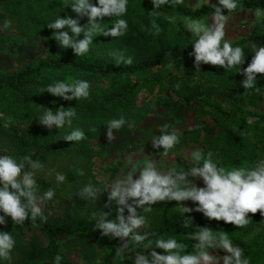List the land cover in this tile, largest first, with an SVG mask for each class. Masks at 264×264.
Listing matches in <instances>:
<instances>
[{
	"label": "rangeland",
	"instance_id": "rangeland-1",
	"mask_svg": "<svg viewBox=\"0 0 264 264\" xmlns=\"http://www.w3.org/2000/svg\"><path fill=\"white\" fill-rule=\"evenodd\" d=\"M0 1V74L18 70L24 63H36L56 52V49L51 48L55 30L48 28L41 31L36 29L30 21L41 20L49 25L55 22L60 10H72L68 7L72 0H42L32 5H28L25 0H18L21 2L20 6L17 5L18 7L15 6L17 0ZM91 1L98 6V0ZM240 1L236 0L238 5ZM215 6H219V0H184L183 4H177L174 7L164 5L156 10L155 14H151L152 11H155L151 0H128L127 13L119 18L126 21L129 19L133 26L136 25L137 30L132 31L136 37L137 45H134L136 50L149 48V46H145L149 34L141 24L153 21L157 23H155V27L153 23L150 24V27L158 31V35L161 36L164 43L172 45L180 41L194 49V42L197 38L185 27L187 18L190 17L185 16L182 10L196 12L204 7L214 10ZM224 15L228 16L225 39L232 45L250 37L257 25L264 27V17L256 21L252 11L239 10ZM211 16L212 14H208L198 19L212 23ZM170 17L173 18L171 21ZM115 19V17H105L102 22H98H101L102 27L107 30L113 27ZM5 21L10 22V27L7 29L3 27ZM47 32L50 33L46 34ZM51 34H53L52 38H50ZM104 37L106 36L99 34L97 39L100 41ZM108 38L115 39L110 36ZM243 49L245 63L238 66L241 71H237L235 68L226 71L222 67L202 64L200 71L197 72L194 63L181 64L180 68L173 67L165 71H170V75H172L169 82L175 93L165 92L163 98L173 95L181 98L201 99L203 104L197 106V109L202 108L203 113L206 109L207 112L212 113L215 120L206 119L201 112L192 111L182 102L170 99L167 100V105L160 102V106L156 107L155 112L148 113L135 124H130L126 130H114L115 139L110 143L107 139V129L103 131L96 129L95 132H91L90 129L95 127L91 125L90 128H87L89 121H83L80 126L66 124L60 128L56 132L55 142L64 151V155L58 154L43 162L35 156H30L33 161H39L43 165V168L35 173L39 197H42L45 191L51 188L55 193L52 200L45 201L41 206L54 215H60L69 210L78 221H95L93 213H98L96 206L86 202L88 199L83 200L79 196L85 186L91 184L99 190L97 194L103 193L108 196L107 191L113 183L124 178L133 168L138 170L146 161H154L157 169L162 173H166L172 168L177 171L192 165L191 154L196 150L201 151L205 159L211 153L212 160L224 162L229 155L233 154L224 139L226 129L243 133L244 141L247 144L246 150H253V153L257 155V159L249 155L248 158H245L243 167L235 166V168L253 169L258 161L264 159V150L258 147L263 136L261 132L264 131V124L253 122L252 117L250 118L252 121L248 118L250 115L264 114V75H257L254 82L256 90L248 94L241 92L245 89L241 82L246 78L241 74L242 70L249 66L254 55L253 47L248 46ZM68 51L73 52L72 49ZM59 52L61 51L59 50ZM41 117L42 115L38 117V120ZM164 124L168 125L169 132L175 130L179 137V143L169 151L166 157H163L164 149L162 147L154 149L151 143L155 136L161 134L160 128ZM75 129L83 130L86 138L77 142L64 140V137ZM76 151L86 152L87 158L76 163L71 158L72 153ZM245 153L239 157H243ZM2 155H10L17 162L23 159L17 153L15 146L12 147L0 141V156ZM75 166H81L84 173L81 175L82 177L78 175ZM25 170L31 171L27 166ZM58 173L66 177L63 182L57 181ZM133 174H137L135 178H138V173ZM188 179L192 180L197 187H204L202 179L192 177ZM182 203L184 207L192 209L197 206L192 201ZM171 204H174L177 216L192 219L201 214L195 211L183 212L180 202H159L152 206L151 212L139 214L146 218V224L138 231H146L153 227L159 208ZM249 227L251 229L247 231ZM232 236L239 243H264V223L249 220L248 225L244 228L234 225ZM229 239L236 247L234 245L236 242ZM184 243L189 244L185 249L188 251L194 249L193 245L196 242L189 240ZM117 247H122V245L118 244L114 238L104 237L101 233L67 239L62 243L63 252L74 264H97L98 259L103 264H134L135 254L133 252L127 254L124 259L114 258ZM209 251L211 252V249ZM211 254L219 257L229 255L218 249L212 250ZM220 264H223L222 260Z\"/></svg>",
	"mask_w": 264,
	"mask_h": 264
},
{
	"label": "clouds",
	"instance_id": "clouds-1",
	"mask_svg": "<svg viewBox=\"0 0 264 264\" xmlns=\"http://www.w3.org/2000/svg\"><path fill=\"white\" fill-rule=\"evenodd\" d=\"M156 10L164 5L174 7L183 4L184 0H151ZM72 10L80 17L88 18V25L81 27L78 19L57 18L47 28L54 29V39L63 49H72L77 56H82L89 51L93 43V37L97 34L113 38L126 34L128 24L125 19L119 18L127 13L128 0H98V6L89 0H74L70 5ZM238 7L236 0H219V6L214 7L210 17L212 23L200 19L187 18L185 27L197 38L194 42V50L190 53L194 57V66L197 72L202 64L218 66L226 71L245 63L244 49L232 47L230 41L225 39V27L228 16L223 12H234ZM256 21L264 17V9L257 8L254 12ZM105 17H115L113 27L105 30L101 22ZM173 18H169L171 21ZM101 21V22H98ZM155 27V21H153ZM4 29L10 27V22L5 21ZM68 29V31H63ZM71 33V35L69 34ZM81 35L83 38L81 39ZM254 55L251 63L242 73L246 78L241 82L246 90L255 87L254 82L258 74H264V47L253 46ZM121 63L131 65L132 58L125 59L122 55L116 60V65ZM90 84L84 80H72L71 82L57 81L47 86L42 93H50L52 96L63 98L65 101H78L87 99L90 95ZM259 91V89H257ZM76 116L75 108L65 109L63 106L57 111L49 108L39 119V123L51 130L63 128L66 124L71 126ZM126 121L123 118L112 119L107 124V139L109 143L115 139L114 130L120 129ZM7 126V124L5 125ZM95 132V128L90 129ZM160 135L155 136L151 143L154 149L163 148V157H166L171 149L179 143V137L175 130L169 132L168 125L160 128ZM85 133L81 129L73 130L64 137L66 141H81L85 139ZM131 160V157H129ZM192 167L188 172L172 168L166 173L160 172L155 162L148 160L138 170L133 168L128 174L118 179L108 190V204L116 205V217L109 219L110 213H93L95 227L104 237L118 239L122 247H117L115 257L124 259L135 248H143L144 252H137L134 256V264H250V259L244 256L243 251L234 247L232 241L225 231L213 232L208 227H199V231L190 234L188 239L195 241L193 245L194 254H186V245L178 243L175 238H158L153 241L149 239L150 234H141L138 230L146 224V218L139 215L138 209L143 212H151L152 206L165 201H176L181 203L183 212L192 211L202 213L206 218L216 221H224L238 228H244L249 223L248 214L259 212L264 215V159L257 162L251 170L234 168L226 170L218 168L211 159L204 158L201 151L196 150L191 154ZM202 162V163H201ZM26 166L31 171L25 170ZM43 165L39 161H33L30 156L23 157L17 162L10 155L0 156V225H6V218H10L13 225L22 226L29 218L33 222L39 217L46 221L40 207L45 201L52 200L55 193L51 188L46 190L42 197L37 196V182L35 173L41 170ZM138 173L139 176L137 177ZM84 173L81 171L80 173ZM202 179L204 187H197L188 178ZM58 182H63L66 177L57 174ZM98 189L91 184L85 186L79 196L83 200L95 199ZM192 201L197 206L195 209L184 207L182 202ZM128 213L127 215L125 213ZM185 218V227L188 221ZM154 235V234H151ZM15 240L7 232H0V259L12 261V250ZM151 249V254L145 253ZM155 249H162L164 255L158 254ZM211 249V252L209 251ZM223 250L229 255L223 257L212 255V250ZM62 257L56 255L55 264H61ZM97 264H103L99 259Z\"/></svg>",
	"mask_w": 264,
	"mask_h": 264
},
{
	"label": "trees",
	"instance_id": "trees-1",
	"mask_svg": "<svg viewBox=\"0 0 264 264\" xmlns=\"http://www.w3.org/2000/svg\"><path fill=\"white\" fill-rule=\"evenodd\" d=\"M40 1L42 0H25L28 5ZM73 2L74 0H72ZM89 2L94 5L93 1L89 0ZM17 5H21L18 0L15 2V6ZM68 7L72 9L70 6ZM257 8L264 9V0H241L235 11L255 12ZM182 12L185 16L198 19L213 14L214 10L204 7L196 12L185 10ZM223 14H228L227 10H224ZM59 17L78 19L81 27L87 26L89 23L87 17H80L73 10H60L57 14V18ZM30 23L41 31L48 29V25L41 20H33ZM152 23L144 22L141 24L149 34L145 43V46H149L148 49L136 50L134 48L137 42L133 32L137 30V27L136 25L133 26V23L128 19V28L124 36L115 39L104 37L98 41L99 34H97L93 37L89 51L82 56L75 55L74 51L70 52L69 49H62L58 42L53 39L51 48L56 49V52L53 55L50 54V57L42 58L36 63H24L20 69L9 73H1L0 141L12 147L15 146L17 153L22 158L35 156L43 162L52 156L64 155V151L55 142L56 132L59 129L53 127L49 130L46 126L41 125L38 120V117L43 116L47 108L57 111L61 106L65 109L75 108L76 116L73 118L72 124L80 126L83 121H89L87 128L92 125L100 131L107 129L110 120L120 118H123L126 123L115 131L126 130L130 124H135L143 116L155 112L156 107L160 106V102L167 105L166 102L170 99L182 102L192 111L201 112L206 119L215 120L212 113L207 112L206 109L204 113L201 111L202 108L197 109V106L203 104L201 99L195 97L181 98L173 95H167L163 98L165 92L172 91L175 93L169 82L172 75H170V71H165L173 67L180 68L181 64L190 65L194 63V57L190 55L194 49L180 41L172 45L164 43L161 36L158 35V31L150 27ZM155 23L157 22L155 21ZM63 31H68V29ZM69 34L71 35V33ZM80 38L82 39L83 36L81 35ZM248 46L264 47L263 26L257 25L250 37L232 45L233 48L241 47L242 49ZM121 55L125 59L132 58L133 63L131 65L121 63L117 66L116 60ZM72 80H84L90 84V95L87 99L65 101L63 98L41 91L42 89L46 90L48 85L57 81L71 82ZM253 90L256 88L244 89L241 92L248 94ZM251 117L253 122L264 124V114L250 115L248 119L250 120ZM6 124L7 126H5ZM261 133L263 136L258 147L264 150V131ZM224 139L233 154L229 155L224 162L212 160L218 168L232 170L235 166L243 167L245 158H248L249 155L257 159L253 150H246L247 144L244 141L243 133L226 129ZM243 153L245 155L240 158L239 155L242 156ZM72 154L71 158L76 163L87 158L86 152L76 151ZM191 167L192 165L183 167L177 172H188ZM75 170L81 176V166H75ZM2 186L0 185V188ZM36 194L38 197L40 196L39 191ZM86 202L96 206L98 213H110L109 219L116 217L115 202L112 203L111 207H105L108 204L107 195L100 193L95 199H88ZM40 207L43 215L47 217L46 221L38 217L33 222L29 215L22 226L13 225L10 218H6V225H0V232L11 234L15 240V246L11 253L12 261L0 259V264H55L56 255L62 257L61 264H74L63 252V241L87 234L101 233L95 227L96 221H78L69 210L60 215H54L41 205ZM174 209V204L159 208L155 225L140 232L141 234H150L149 239L153 241V247L158 238H175L178 243L189 246L188 243H184L190 240L188 236L199 231V227H208L214 233L225 231L229 238L236 242L234 245L243 251L245 257L250 259V264H264V243H239L232 236L234 225L224 221L210 220L202 213L188 221L189 226L185 227V218L190 219V217L177 216ZM137 211L138 214L144 213L140 209ZM248 218L253 222L261 221L264 223V215L259 212L256 214L249 213ZM250 229L251 227L247 231ZM115 241L122 245L120 240L115 239ZM144 251L141 247L133 249L132 252L136 254ZM151 251L149 249L145 254L150 255ZM155 251L161 255L166 254L162 249H155ZM185 252L186 254H194V249Z\"/></svg>",
	"mask_w": 264,
	"mask_h": 264
}]
</instances>
